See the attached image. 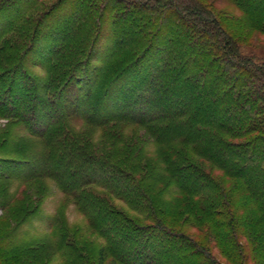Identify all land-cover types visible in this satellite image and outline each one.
<instances>
[{
  "label": "trees",
  "instance_id": "1",
  "mask_svg": "<svg viewBox=\"0 0 264 264\" xmlns=\"http://www.w3.org/2000/svg\"><path fill=\"white\" fill-rule=\"evenodd\" d=\"M236 2L253 30L264 33V0ZM41 4L0 0V119L8 121L0 128V264H46L61 245L77 249L66 235L59 240L56 221L50 234L17 241L18 229L40 212V204L31 209L36 198L29 193L51 182L73 197L93 218L91 229L109 241L97 251L101 264L109 257L113 264L134 258L135 264H173L179 251L181 263L174 264H218L175 229L177 222L165 220L168 213L187 215L184 224L209 225L207 243L224 248L227 264L253 257L264 264V64L240 54L227 19L222 23V14L200 0ZM36 8L44 9L34 18ZM9 9L11 15H2ZM48 18L52 27L44 22ZM24 23L32 24L28 31ZM45 31L49 42L41 51ZM96 59L100 67L91 68ZM34 61L44 78L32 74ZM75 87L73 101L66 94ZM91 128L119 140L127 136L118 152L121 162L92 146L85 137ZM137 128L148 144L182 141L185 149L148 158L131 139ZM99 175L113 181L120 200L149 202L157 221L134 227L123 212L116 215L87 194V186L103 180ZM230 211L229 222L217 220ZM121 232L137 236L134 253L123 246L128 239L119 238L115 248L114 234ZM244 238L258 239L253 255L250 243L237 253L233 239Z\"/></svg>",
  "mask_w": 264,
  "mask_h": 264
},
{
  "label": "rangeland",
  "instance_id": "2",
  "mask_svg": "<svg viewBox=\"0 0 264 264\" xmlns=\"http://www.w3.org/2000/svg\"><path fill=\"white\" fill-rule=\"evenodd\" d=\"M55 0H42L43 5H51ZM134 1L135 0H131ZM203 7L208 8L215 12V14L218 16L222 14L221 16V22L224 23L226 19V27L227 32L230 33L233 40L237 43L239 46L240 54L251 59L253 62L257 64H264V33L260 30H253V26L251 23V17H248L245 14L244 9L239 6L236 2V0H200ZM253 3V2H251ZM41 4V5H42ZM254 4V3H253ZM253 4H251L253 6ZM0 8H5L1 7ZM14 8L15 7H10ZM44 8H36L34 11H32L31 14L32 17H36L40 10L42 11ZM7 10V9H6ZM3 12V10L0 9V13ZM13 13L11 9L3 13L4 16H9ZM53 19H46L44 22L48 23L50 27L53 26ZM55 21V20H54ZM59 20L55 21V24L58 23ZM50 23V24H49ZM32 24L24 23L22 26L26 28V31H28L27 28H29ZM49 31H45L42 40L39 41V46L37 48H42L41 51L44 50L43 46L48 44L49 42V36H47ZM15 37H12V40H14ZM42 41V42H41ZM104 44V43H103ZM99 50V54H100ZM40 58V57H39ZM36 59V58H32ZM38 60V59H37ZM34 67L32 69V74L38 77L44 78V70L42 68L37 66V62H33ZM100 67L99 59L94 60V62L91 65V68ZM65 67H62L61 70H65ZM88 79V78H86ZM78 88H74L73 90L67 91V98L70 100L75 101L77 98V91ZM6 120L0 119V128H3L7 125ZM78 125V124H77ZM90 132L85 135L87 140H89L93 147L101 146L102 151L105 152V154L113 153L117 154L116 158L111 159L114 163L121 162L123 156L118 157V152L120 149H124V145H126L127 136L121 140L114 138L112 136L106 135L105 131H101L99 129L91 128L89 129ZM114 133V132H113ZM107 134H112V132H108ZM145 132L140 129H135V136L131 139L134 140L135 138V149H140L142 155L150 153V157L152 159L153 157L160 158L161 156L165 154H169L170 150L168 148H173L177 150L178 152L185 149V144L182 141L175 142L173 145H170L168 147L165 146H157L155 147L153 144H148L144 142L146 137H144ZM132 142V140H131ZM138 144V145H137ZM111 161V163H112ZM144 165V164H143ZM144 175L143 173L141 176ZM101 176V175H99ZM107 175L101 176V182H98L96 185H90L86 187V193L89 194L91 197L96 198L98 200L105 201L107 203L109 209H114L116 212H114L116 215H118V212H123L129 220L132 222L131 225L135 227L137 226H152L154 222L157 221V217L155 213L152 212L150 208V203L132 200L130 201L127 199V201L120 200V192L117 190L112 183L113 181L110 180L107 183ZM105 181V182H104ZM128 182V181H127ZM49 184V185H48ZM45 185V187L38 189L34 187L30 195L33 194L34 197H31V200H34V203H31V209L36 207L38 204H40L39 207V214L38 216L27 222L24 226L20 227L17 232V241L18 240H28L37 236H40L42 234H48L51 233L50 231V225L53 223V221H56V227L53 228V232L55 234H58L59 240L61 241V237L63 235H66V237L70 238V241L75 247L77 248L74 252L69 251L66 249L65 245H61V250L59 253H57L55 256H53L50 259V262L46 264H101L98 258L97 251L98 249L104 247L109 243L108 240H104L103 238H100L98 233H96L95 230L91 229L90 221H92L90 216H87L85 211H82L81 208L77 207V205H74L73 197L72 196H65V194L59 190V188L56 186L55 183H48ZM108 185V186H107ZM106 187V188H105ZM14 189V188H13ZM43 189V190H42ZM117 190V191H116ZM29 190L25 191L26 194ZM116 191V192H115ZM165 201H170L171 199L168 196V192L166 193V196H164ZM16 204V203H15ZM133 208H132V207ZM15 207V206H14ZM166 208L167 206H163ZM163 209V208H162ZM164 210V209H163ZM165 213V212H164ZM169 217L164 216L165 220L168 218L169 224H172L173 221L177 222L175 225L176 230L185 232L186 234H189L190 237L198 242L200 245H202L205 248V253L210 256L211 258L217 259L218 264H227L226 259L223 257V251L224 248L218 247L216 244L207 243V235H208V226L203 227H196L194 223L187 222V224H184V220L187 217V215H183L181 217L173 216L174 213H168ZM185 214V213H184ZM188 214V213H186ZM3 215V211L0 209V217ZM92 216V214L90 213ZM223 218L217 219L218 221H225L229 222L231 219V211L225 212L223 214ZM119 216H117L118 218ZM178 218V221L176 220ZM190 220H194L193 218ZM5 224V223H4ZM1 226V225H0ZM3 226V223H2ZM6 226V225H5ZM4 229V228H3ZM1 230V228H0ZM50 231V232H49ZM257 231H260V229H257ZM134 232V231H133ZM129 233V232H128ZM259 233L257 236L262 235ZM60 235V236H59ZM115 235L116 239H128V243H124L123 246L125 250H127V253H134L135 252V246L138 241L137 236L135 233H129L128 236L125 234V232H121L119 235ZM119 239V240H120ZM118 240V244L115 245V248H117L122 241ZM259 240H262L259 239ZM248 242V243H247ZM233 243L237 246V249L240 253V251L244 250V244H251L249 247L248 252L253 255V248H256L259 243L258 239L255 242L247 241V239H242L238 243L237 239H233ZM153 244H148V247H150ZM239 244V247L238 245ZM158 249L163 248V244H158ZM140 250L142 248L140 247ZM230 251V250H229ZM145 255L148 253V250L144 251ZM242 252V251H241ZM124 257V255L122 256ZM183 257V252L179 251V253L175 254V257L173 258V264L174 260L177 263H181V259ZM168 259H164V261L167 262ZM114 258L109 257L104 264H113ZM171 263V262H170ZM130 264H135V258L130 261ZM166 264V263H165ZM239 264H258L254 257L249 262H243L239 261Z\"/></svg>",
  "mask_w": 264,
  "mask_h": 264
}]
</instances>
